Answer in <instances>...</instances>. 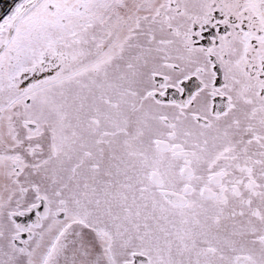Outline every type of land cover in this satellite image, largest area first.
Masks as SVG:
<instances>
[{
    "label": "snow or ice",
    "instance_id": "6c2138e0",
    "mask_svg": "<svg viewBox=\"0 0 264 264\" xmlns=\"http://www.w3.org/2000/svg\"><path fill=\"white\" fill-rule=\"evenodd\" d=\"M0 264H264V0H0Z\"/></svg>",
    "mask_w": 264,
    "mask_h": 264
}]
</instances>
